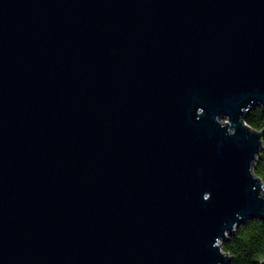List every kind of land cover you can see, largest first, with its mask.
Wrapping results in <instances>:
<instances>
[{"label":"water","instance_id":"water-1","mask_svg":"<svg viewBox=\"0 0 264 264\" xmlns=\"http://www.w3.org/2000/svg\"><path fill=\"white\" fill-rule=\"evenodd\" d=\"M255 106L264 0H0V264H224Z\"/></svg>","mask_w":264,"mask_h":264},{"label":"trees","instance_id":"trees-1","mask_svg":"<svg viewBox=\"0 0 264 264\" xmlns=\"http://www.w3.org/2000/svg\"><path fill=\"white\" fill-rule=\"evenodd\" d=\"M245 121L254 129L264 130V111L251 108ZM262 150L253 165L254 173L264 184V135ZM222 249L229 254L224 264H261L264 259V218H251L240 224L235 232L222 241Z\"/></svg>","mask_w":264,"mask_h":264}]
</instances>
